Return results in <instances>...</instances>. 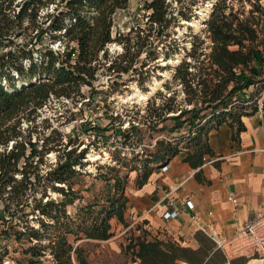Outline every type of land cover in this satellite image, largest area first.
Wrapping results in <instances>:
<instances>
[{"label":"trees","instance_id":"obj_1","mask_svg":"<svg viewBox=\"0 0 264 264\" xmlns=\"http://www.w3.org/2000/svg\"><path fill=\"white\" fill-rule=\"evenodd\" d=\"M16 1L0 0V46L5 41L6 45L13 43L11 35L14 36L18 30L26 32L32 29L35 34L24 46L0 54V78L8 83L6 87L0 82V236L14 238L21 245L26 243L28 246L22 251L29 255V264H36L46 252L57 264H89L83 244L75 245L77 242L112 238V218L124 227L129 225L124 218L127 199L123 194V183L116 178L114 187L117 191L107 206L95 210L94 204H88L71 216L67 206L81 198L70 180L79 172L75 167L84 166L81 159L85 150L77 154L72 149L65 151L71 140L64 147L60 141L47 147V138L44 149L38 151L30 138L24 140L19 125L27 114L42 107L50 96L74 103L84 99L81 88L92 85L99 55L101 53L104 59L107 58L108 44L118 42L124 49V53L109 62L108 71L117 73V76L136 71L135 59L140 51H134L130 41L135 39V45L139 43L141 30L130 29L126 35L112 36L113 16L117 10L126 8L129 0ZM172 1L145 2L149 23L146 40L150 37L160 39L176 19H190L193 1L178 9L171 7ZM38 19H42L41 22ZM204 34V38L199 34L192 37L191 50L187 54L190 60H183L174 67L173 80L182 87L184 103L189 107L151 106L148 110L153 109L155 120L149 117L144 121L152 131L161 132L165 129L157 127L166 119L164 112L176 113L171 116L173 121L188 116L195 131L188 144L182 147L186 149L183 161L195 170L204 164L205 157L214 156L207 143V126L216 120L220 125L225 116H230L227 125L240 132L244 129L241 118L257 111L255 108L248 112V108L240 107L241 110L233 114L234 103L241 105L247 102L245 97L249 87L260 84L264 89V6L260 0H214L205 21ZM45 36L51 42H63L64 50H46L35 61L32 56L35 42L32 41ZM151 55L155 60L154 50ZM18 81L23 82L17 84ZM26 111L29 112L24 113ZM129 125L130 129L134 128L131 122ZM177 129L179 124H175L170 132ZM123 137V145L126 146L131 137L125 132ZM164 139H156L152 146L132 152L129 158L119 157L125 167L128 162H139L131 168V171L138 172V186L146 182L153 167L166 166L182 150V137L178 140ZM50 151L58 155L53 167L44 174L38 170L27 171L28 167L36 169L30 159L38 158L42 162V155ZM21 160L24 162L19 168ZM201 173L199 169L194 177L206 183ZM48 190L59 193L62 198L51 199ZM29 198L34 205L26 211ZM28 215L38 223L37 227L30 223ZM135 230L139 233L129 232L124 247L125 254L133 263L247 264L251 259L246 256L229 257L201 230L194 234L196 247L185 246L181 240L152 237L141 226ZM42 241L48 243L42 245Z\"/></svg>","mask_w":264,"mask_h":264},{"label":"rangeland","instance_id":"obj_2","mask_svg":"<svg viewBox=\"0 0 264 264\" xmlns=\"http://www.w3.org/2000/svg\"><path fill=\"white\" fill-rule=\"evenodd\" d=\"M146 1L148 0H129L127 7L117 10L113 16V37L126 35L130 29L141 30L139 43L135 45V39L130 41V47L135 49L134 51H140V55L135 59L136 71L131 70L120 76L108 71L109 62L114 60L117 55L124 53L122 44L118 42L108 44L106 46L107 58L104 59L101 53L99 55L98 70L92 85L81 88L84 99L74 103L70 100L50 96L42 107L36 108L34 113L27 114L25 119L20 122L19 127L23 132L24 140L30 138L38 151L44 149V142L47 138L49 139L47 147L54 146L59 141L64 147L68 140H71L72 143L66 146L65 151L72 149L77 154L79 151L85 150V155L81 159L84 166L82 168L76 166L75 170L79 172L70 180L73 189L81 198L67 206V212L71 216H74L80 207L88 204H94L95 210H99L103 205L107 206L108 200L117 191L114 187L116 178H119L123 183V194L129 192V188L133 187L132 183L137 184V177L131 174L133 173L131 168L139 162H128V166L125 167L123 159L120 158H129L132 156V152H140L143 148L152 146L156 139L177 138L176 140H178L182 137L183 144L180 145L182 149L194 135L195 130L189 123L188 116L173 121L171 116L177 114L164 112L166 119L157 127L165 129L161 132L152 131L149 129L150 125L145 124L144 121L149 117L155 120L152 114L153 109L148 110L151 106L157 108L163 104L165 108H176L178 105L184 108L189 107L184 103L185 95L182 87L178 81L173 80L174 67L183 60H190L187 54L191 50V41L194 35L199 34L201 38H204L205 21L214 0H192L194 5L188 21L176 19L160 39L150 37L148 40L145 39V33L149 28L148 12L144 8ZM189 3L190 0H181L180 3L173 0L171 7L178 9ZM260 3L264 6V0H260ZM44 13L45 10L40 12V16H43ZM41 20L38 19V22ZM24 24L26 25L27 22ZM153 30H156V26ZM34 34L32 29H28L26 32L18 30L14 36L11 35L13 43L6 45L5 41L0 46V54L24 46ZM34 42L32 56L35 61L40 59V53L46 50L62 52L65 46L63 42H51L47 36L34 39L32 43ZM152 50L155 53V60L152 59L154 57L151 55ZM12 75L13 73H10V76ZM14 78L16 77L14 76ZM0 82L6 87L8 86L2 77ZM20 82L23 81L16 83ZM262 86L258 84L249 87L245 97L247 104L234 103L233 114L239 112L240 107L248 108V112L254 111L255 108L259 111V108H262L263 113L264 89ZM27 112L29 111L24 113ZM228 121H230V116H225L223 123L227 124ZM130 122L134 126L133 129H130ZM175 124H179V129L171 133L170 130ZM215 126H219L217 120L206 128L210 131L215 129ZM124 132L131 137L126 146L123 145ZM132 134L134 135L132 136ZM57 156L56 152L50 151L42 155V162L38 158L30 159L32 166H36V169L28 167L27 171L38 170L44 174L57 163ZM23 162L24 160L19 162V168L23 166ZM16 177H20V175H16ZM47 194L53 200L62 198L59 193L50 190ZM27 204L29 206L26 211H30L34 203L29 198ZM27 218L32 225L37 227L38 223L31 219V215H28ZM116 225H119L118 231H116ZM121 225L115 218H112L111 231L114 232L112 238L103 242L89 240L79 241L75 244H83L89 264H135L125 254L124 247L129 232L136 233L134 230L136 226L123 231ZM69 238L72 241V237ZM47 243V241H42V245ZM27 246L26 243L21 245L16 242L14 238L6 239L0 236V264H29L27 262L29 255L22 251ZM47 255L48 252L36 264H51L48 262L49 259H46ZM235 256L239 255L232 252L229 254V257ZM247 256L251 258L250 260H257L254 262H249V260L247 264H264V258L261 259L257 255L250 254Z\"/></svg>","mask_w":264,"mask_h":264},{"label":"crops","instance_id":"obj_3","mask_svg":"<svg viewBox=\"0 0 264 264\" xmlns=\"http://www.w3.org/2000/svg\"><path fill=\"white\" fill-rule=\"evenodd\" d=\"M241 122L244 129L240 132L226 123L208 132L207 143L214 156L205 157L199 168L206 183L195 179L199 169H192L183 161L186 149L169 160L166 169L153 167L141 186L132 183L133 187L124 194L127 199L124 218L129 225L120 224L123 231L141 226L152 237L181 240L185 246L196 247L194 234L200 228L228 239L248 219L264 213V116L256 111L243 116ZM132 172L137 177L138 172ZM179 183L182 185L177 204L184 213L164 220L165 207L163 202L159 203L161 189ZM193 214L200 228L191 223ZM116 228L118 231L119 225Z\"/></svg>","mask_w":264,"mask_h":264},{"label":"built area","instance_id":"obj_4","mask_svg":"<svg viewBox=\"0 0 264 264\" xmlns=\"http://www.w3.org/2000/svg\"><path fill=\"white\" fill-rule=\"evenodd\" d=\"M261 111V108H259ZM262 112V111H261ZM162 170L166 169V166L161 167ZM182 183L169 185L168 187L161 189L162 196L159 200L163 202L165 207L162 213L164 220H172L184 213V209L179 207L180 199L177 197L181 189ZM188 203L187 201H183ZM233 202L235 200L233 199ZM191 223L200 228L196 214L191 217ZM199 230L208 234L216 243L217 247L222 249L226 255L237 253L239 256L257 255L259 258H264V213L256 214L248 219L244 224L235 229L230 238H220L213 232H206L202 228ZM51 264H57L54 262L51 255L46 256Z\"/></svg>","mask_w":264,"mask_h":264},{"label":"bare ground","instance_id":"obj_5","mask_svg":"<svg viewBox=\"0 0 264 264\" xmlns=\"http://www.w3.org/2000/svg\"><path fill=\"white\" fill-rule=\"evenodd\" d=\"M147 96V95H146ZM254 261H257L256 259H252V260H250L249 262H254ZM261 262V261H260Z\"/></svg>","mask_w":264,"mask_h":264}]
</instances>
